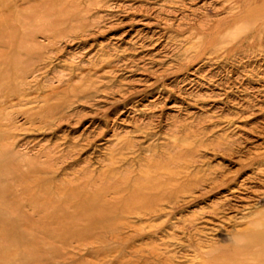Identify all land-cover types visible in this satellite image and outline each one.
Wrapping results in <instances>:
<instances>
[{
    "label": "rangeland",
    "instance_id": "rangeland-1",
    "mask_svg": "<svg viewBox=\"0 0 264 264\" xmlns=\"http://www.w3.org/2000/svg\"><path fill=\"white\" fill-rule=\"evenodd\" d=\"M0 9L19 26V45L0 47L10 72L0 80L1 185L27 236L0 264L223 259L207 255L264 210L259 22L240 20L228 0H0ZM115 182L160 183L166 200L148 211ZM85 197L103 214L91 232L75 206ZM239 257L225 263L264 264Z\"/></svg>",
    "mask_w": 264,
    "mask_h": 264
},
{
    "label": "bare ground",
    "instance_id": "bare-ground-1",
    "mask_svg": "<svg viewBox=\"0 0 264 264\" xmlns=\"http://www.w3.org/2000/svg\"><path fill=\"white\" fill-rule=\"evenodd\" d=\"M228 1L232 2L233 4H235L239 8L240 20H242L244 22H259L258 30L264 31V0H228ZM15 11H17V10L14 9V12ZM10 12L12 13L13 11H10ZM14 14H16V12ZM239 17H237V18H239ZM13 22H14V20L11 17V14L5 15L1 11V13H0V47L5 46V44L7 45V42L9 44L10 48H11V46L17 47V45H19V36H18L19 31L17 30V29H19V26H18L17 22L16 23H13ZM15 25L17 26V28L15 27ZM6 27L13 28L14 29V35H12V34L8 35L7 34L9 37L3 36L2 32L4 31V29ZM15 30H17V31H15ZM5 32H6V30H5ZM5 32H4V34H5ZM10 35L13 37H11ZM2 50H5V49L2 48ZM2 50H0V59H2L3 57L6 56V51L4 52ZM8 54H7V56H8ZM13 54L16 55L17 54L16 51H14ZM9 67H7V68H9ZM2 68H3V65H2ZM7 72H8V70L6 71L4 69L0 71V80L8 77L7 75H9L10 72L6 75ZM1 82L3 83V81H1ZM1 82H0V84H2ZM163 88H165V86H163ZM1 89H0V93H1ZM2 167L3 166L0 163V230H1L0 240L3 241L4 243H6L7 246L4 248L0 247V259L2 257L4 260H7L6 262H9V261H13L11 258L14 257L12 255V253L10 252L9 247L19 245V243L24 245L26 243L27 236L22 234V233H19L18 221L11 219L12 212L9 209H7V202H8L7 198L10 195V189L5 188L4 186L1 185V183H3V185H4V182L8 181V180L5 181V179H4V182H3V176L2 175L4 174V170L2 169ZM145 174L146 173H144L143 175L145 176ZM138 179H140V178H138ZM146 180H147V178H146ZM11 182H9V184L12 186ZM111 185L118 191L124 190L125 192H127L129 194V196L133 199V201L135 200L134 201L135 205L136 204L137 205L147 204L148 208H149L148 211L150 210V208H151V210H153V207H154V206H152L153 204L156 205V203L158 201H160V202L164 201L165 195H166V193H163V191H162L163 190L162 188H165V187H162V185H160V183H159V185L156 184L157 186L141 185V184H138V182L136 184H134L132 187H129L128 185H126V183L124 185L121 182L120 183L115 182V183H112ZM109 188H110L109 186L106 187L107 190ZM129 202H132V200H130ZM90 204H91L90 200H88V198H86V197L83 198L82 200L80 199V201L75 204L76 208L80 212H82L79 214H82V215H84V217H86L88 225L84 229L85 232H87L89 230L91 232V229L97 228L99 226L100 227L103 226V222H101L103 219L102 212L100 214H98L99 211L97 213L94 212V210L91 209ZM93 205L94 204H92V206ZM125 205H126V203H125ZM78 219L79 218L76 217L74 220H72L73 223H78L77 222ZM248 224L249 225L247 226V228L235 237V239L231 243V245H229L228 247L223 248V249H219V250L214 249L213 251L211 250V253H209L207 255L209 258L213 254H215V252H218V251L221 253L223 252L224 255H226V256H224V258L221 260H215V261L210 260L209 264H226L225 261L227 259H230V258L235 259L237 256L238 257L240 256L239 259L242 261L244 258H249V257L254 258V256L255 257H257V256L261 257L264 255V210L258 212V216L255 219H253L252 221H250ZM61 226H62L61 228L70 227L68 225H61ZM68 231H69V229H68ZM242 248H244V249H242ZM23 249L25 250L26 247L23 246ZM1 261H3V260H1ZM236 261L238 262V260H236ZM239 263L240 262H238V264Z\"/></svg>",
    "mask_w": 264,
    "mask_h": 264
}]
</instances>
